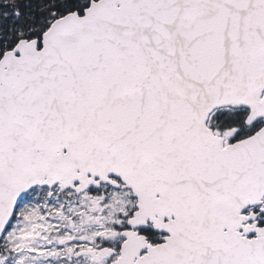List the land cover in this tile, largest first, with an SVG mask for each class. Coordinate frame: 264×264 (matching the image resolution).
Instances as JSON below:
<instances>
[{
    "label": "snow or ice",
    "instance_id": "obj_1",
    "mask_svg": "<svg viewBox=\"0 0 264 264\" xmlns=\"http://www.w3.org/2000/svg\"><path fill=\"white\" fill-rule=\"evenodd\" d=\"M0 264H264V0H0Z\"/></svg>",
    "mask_w": 264,
    "mask_h": 264
}]
</instances>
